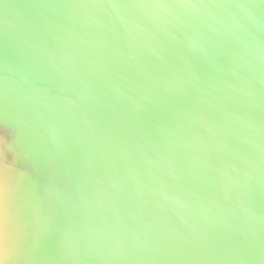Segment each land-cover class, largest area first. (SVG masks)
I'll return each instance as SVG.
<instances>
[{"label":"water","instance_id":"water-1","mask_svg":"<svg viewBox=\"0 0 264 264\" xmlns=\"http://www.w3.org/2000/svg\"><path fill=\"white\" fill-rule=\"evenodd\" d=\"M0 136L22 264H264V0H0Z\"/></svg>","mask_w":264,"mask_h":264},{"label":"bare ground","instance_id":"bare-ground-1","mask_svg":"<svg viewBox=\"0 0 264 264\" xmlns=\"http://www.w3.org/2000/svg\"><path fill=\"white\" fill-rule=\"evenodd\" d=\"M6 144L7 143L5 139H3L0 142V194H3V197H5L6 199L4 204L1 205L0 203V256H2L1 247L3 246L4 248V246H7L6 241L8 238L9 241H11V244H13V249H11V251H13L12 256L14 255L15 258L14 264H22L23 253H25V251L27 250V248L24 249L25 240L23 234H25V228L23 226L22 228L21 227L18 228L17 227L18 223L14 222L16 215L15 213L16 208H13L14 213L10 214L7 211L8 206H6L7 200L10 198V196H12L13 189L15 188L13 184L14 181L12 176L13 172H11L9 168H5L3 164L5 162L3 159L4 157L3 154L6 152V147H7ZM21 182H22V177L20 179L18 178V181L15 182V185L18 183L21 184ZM2 258L6 259L7 258L6 254H4ZM0 264L2 263L0 262Z\"/></svg>","mask_w":264,"mask_h":264},{"label":"rangeland","instance_id":"rangeland-1","mask_svg":"<svg viewBox=\"0 0 264 264\" xmlns=\"http://www.w3.org/2000/svg\"><path fill=\"white\" fill-rule=\"evenodd\" d=\"M2 140H3V139H2V137L0 136V142H1ZM4 261H5V259H3L2 256H0V262L3 264Z\"/></svg>","mask_w":264,"mask_h":264}]
</instances>
